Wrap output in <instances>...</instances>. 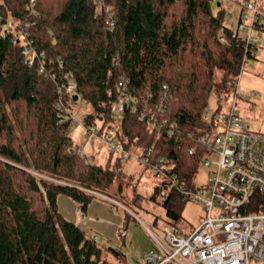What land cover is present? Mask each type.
I'll return each instance as SVG.
<instances>
[{"label": "trees", "instance_id": "1", "mask_svg": "<svg viewBox=\"0 0 264 264\" xmlns=\"http://www.w3.org/2000/svg\"><path fill=\"white\" fill-rule=\"evenodd\" d=\"M224 1L0 0V264H110L111 253L123 254L59 207L61 195L82 212L105 200L93 191L109 194L122 167L114 152L98 164L75 144L70 107L80 98L92 108L83 127L104 136L115 103L134 97L139 109L126 105L113 137L131 152L151 151V162L167 158L195 186L205 157L199 139L209 129L202 115L213 93L219 106L232 96L247 53L243 8L231 27ZM255 29L264 33V17ZM25 40L38 54L32 65ZM69 83L74 91L62 92ZM164 86L169 95L158 113ZM155 112L176 133L152 123ZM163 196L167 225L187 230L180 226L186 201L175 190Z\"/></svg>", "mask_w": 264, "mask_h": 264}, {"label": "built area", "instance_id": "2", "mask_svg": "<svg viewBox=\"0 0 264 264\" xmlns=\"http://www.w3.org/2000/svg\"><path fill=\"white\" fill-rule=\"evenodd\" d=\"M35 5L36 0H31ZM263 4V8L261 5ZM241 23L238 28L245 38L246 52L236 88L229 98V107L212 111L206 109L202 122L209 126L199 139L205 150L200 167L208 169L207 182L189 187L177 173L172 172L170 161L159 157L151 162L150 152L142 153L139 160L148 165L152 173L160 177L166 195L178 191L186 202L200 203L205 217L192 230L183 231L175 225L164 227V236L150 230L156 248L138 264H251L257 260L264 264V133L255 131L245 121L238 109L241 98L240 77L246 70L248 61L257 56L259 47L264 45L262 34H253L260 17H264V0L242 1ZM35 12V9L32 10ZM108 25L114 28V20ZM23 40V37H18ZM224 40V37H221ZM19 40V39H18ZM24 53H28L30 64L38 55L29 40ZM158 105L157 112H163L168 93L166 91ZM61 91L72 93L73 84L60 87ZM128 103L137 111L139 106L132 96L122 97L114 105V111L122 113ZM156 113V112H155ZM148 116L158 128L169 127V133H176V125L157 113ZM90 137L106 139L111 150L129 158L132 152L112 135L98 134L95 125L85 127ZM196 153L197 148L193 147Z\"/></svg>", "mask_w": 264, "mask_h": 264}, {"label": "rangeland", "instance_id": "3", "mask_svg": "<svg viewBox=\"0 0 264 264\" xmlns=\"http://www.w3.org/2000/svg\"><path fill=\"white\" fill-rule=\"evenodd\" d=\"M242 1H224L223 8L226 10L227 24L231 27H237ZM261 8H263V4ZM214 9L218 11L217 6ZM254 69L248 68L242 75L240 80V91L242 94L238 100V109L253 130L264 132V69L258 74L255 73ZM249 91H256L257 96L250 98L248 95ZM251 100L255 104V108L252 109L250 108L252 105L250 103ZM218 103V98L213 93L208 109L216 111L229 107V100L223 102L220 106ZM70 108V117L73 115L75 119L71 125L70 133L74 138L75 144L80 145L79 147L82 146L93 162L105 164L110 153L113 152L109 143L106 139L101 141L100 138L87 136L82 125L84 117L92 109L91 105L80 98L76 103H72ZM120 120L121 113H116L115 119L110 123L111 126H107L106 132L113 136ZM97 149L102 150L104 153L100 154L99 152L98 154ZM142 153V151L132 152L129 158L122 159V167L118 172L119 176L111 185L109 194L93 191L106 201L97 200L91 202L87 211L82 213L86 215V218H82L81 214L77 212V205L75 207L76 221L87 230L90 236L98 235L100 242L103 243L102 241H106V234H108L109 239L113 241L115 246L119 245L118 248L123 254L118 256L111 253L108 257L110 264H135V256L143 257L156 247L150 230L161 236H164L165 233L164 227L167 225L166 211L161 202L164 198L163 195L165 194L166 196V192L162 191L155 194L162 180L152 173L148 165L139 160ZM116 155L118 154L114 152V157ZM207 175L208 169L199 167L196 178L198 185L206 184ZM153 195H156V199H153ZM65 198L69 197L65 196ZM69 200L71 199L69 198ZM112 203L121 208H115L111 205ZM109 208H113V213L107 214L106 210ZM205 215L203 205L196 202H186L183 209L184 220L180 226L190 231L200 223ZM118 216L122 218V221L125 220L127 222L125 223L126 227L128 226L127 231H129L127 237L126 234H122L121 227L117 224ZM102 227L104 228L101 229ZM251 264H262V262L252 260Z\"/></svg>", "mask_w": 264, "mask_h": 264}, {"label": "crops", "instance_id": "4", "mask_svg": "<svg viewBox=\"0 0 264 264\" xmlns=\"http://www.w3.org/2000/svg\"><path fill=\"white\" fill-rule=\"evenodd\" d=\"M253 34H255V35H257V34H262L263 36H264V33H262V32H260V31H257L256 29L254 30V32H253ZM248 68H255L254 70L256 71L255 73H261V71L264 69V45L263 46H261V47H259V49H258V52H257V56L256 57H254V58H251L249 61H248V66H247V68L246 69H248ZM244 73V72H243ZM243 73L241 74V77H240V80H241V78H242V75H243ZM242 94V93H241ZM248 95H249V97L251 98V97H254V96H257V92L256 91H249L248 92ZM250 103H252V105H251V109L252 108H255V104L252 102V100L250 101ZM241 113V112H240ZM241 115H242V113H241ZM243 118L245 119V117L243 116ZM246 121V120H245ZM84 128V127H83ZM86 131V130H85ZM259 132V131H258ZM261 133H264V132H261ZM87 136H88V134H86ZM98 138V137H97ZM100 139H101V141H103L102 140V138L101 137H99ZM80 146V145H79ZM81 148H82V150L84 151V149H83V147L81 146ZM97 152H98V154H99V152H100V154L103 152L102 150H99V149H97ZM104 153V152H103ZM105 155V154H104ZM93 157H94V155H93ZM110 157V156H109ZM109 159V158H108ZM108 159H107V161H108ZM115 159H124L123 157H122V155L121 154H118V155H116V157H114V160ZM97 200H102V199H95L93 202H95V201H97ZM106 201V200H105ZM98 203V202H97ZM111 203V202H110ZM76 205H77V212H79L80 214H81V217L82 218H86V215L85 214H82L83 212H82V210H81V208H80V205L78 204V203H76L75 201H73V200H69V198H65V196L64 195H61L60 197H59V207H60V210L63 212V214L66 216V217H68L70 220H73L74 222H76V223H78V221H76V218H75V216H76V211H75V207H76ZM97 205H99V204H97ZM111 205H113L115 208H118L119 206L118 205H115V204H111ZM62 206H64V207H62ZM65 208V209H64ZM70 208H72L71 210H69ZM119 208H121V207H119ZM93 209V208H92ZM90 210V209H89ZM91 211V210H90ZM107 211V214H111V213H113V208H109V209H107L106 210ZM114 215V214H113ZM115 216V215H114ZM129 216V215H128ZM117 220H118V225L121 227L120 229H121V232H122V234L124 235V234H126V237H127V233L129 232V231H127L128 229H127V227H126V225H125V223H127L125 220L124 221H122V218L121 217H119L118 216V218H117ZM79 224V223H78ZM82 226V225H81ZM104 227H102L101 229H103ZM107 229V228H106ZM106 229H105V232H106ZM102 231V230H101ZM95 237H96V239H98L99 241H100V238H99V236L98 235H94ZM106 241H102L106 246H110V247H113V248H116V249H118L119 250V245L117 246H115V244L113 243V241H111V239H109V237H108V234H106ZM126 241V240H125ZM156 248V247H155ZM153 250H155V249H153ZM153 250H151L150 252H148V253H146L143 257H138V256H135V264H138L139 263V260H141V259H143L145 256H147L149 253H151Z\"/></svg>", "mask_w": 264, "mask_h": 264}, {"label": "water", "instance_id": "5", "mask_svg": "<svg viewBox=\"0 0 264 264\" xmlns=\"http://www.w3.org/2000/svg\"><path fill=\"white\" fill-rule=\"evenodd\" d=\"M75 99H78V95H75Z\"/></svg>", "mask_w": 264, "mask_h": 264}]
</instances>
